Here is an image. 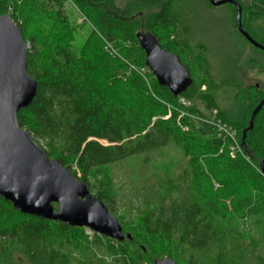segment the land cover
Instances as JSON below:
<instances>
[{
    "label": "trees",
    "instance_id": "obj_1",
    "mask_svg": "<svg viewBox=\"0 0 264 264\" xmlns=\"http://www.w3.org/2000/svg\"><path fill=\"white\" fill-rule=\"evenodd\" d=\"M154 1L0 0L30 45L28 72L38 81L20 126L112 213L119 165L135 163L122 174L133 197L117 216L129 238L25 214L0 195V264H154L166 255L178 264H264V106L243 139L264 93L213 75L207 46L192 42L172 0L136 30L129 7ZM68 8L91 28L82 50L72 46ZM249 12L264 17V0H250ZM145 32L189 69L193 82L178 96L147 66ZM223 90L248 114L223 106Z\"/></svg>",
    "mask_w": 264,
    "mask_h": 264
},
{
    "label": "water",
    "instance_id": "obj_2",
    "mask_svg": "<svg viewBox=\"0 0 264 264\" xmlns=\"http://www.w3.org/2000/svg\"><path fill=\"white\" fill-rule=\"evenodd\" d=\"M213 6L231 3L236 7V25L242 36L264 51V44L247 31L238 0H208ZM146 64L161 86L178 96L192 84L189 69L180 57L163 49L151 33H139ZM29 44L10 13L0 14V195L20 212L86 227L109 238L123 241L129 234L117 216L88 185L58 158H51L35 142L29 130L20 126L18 113L28 107L38 91V81L28 72ZM259 87V84L256 83ZM264 97L252 111L246 132L254 125ZM264 174V159L259 160ZM154 264H178L166 255Z\"/></svg>",
    "mask_w": 264,
    "mask_h": 264
},
{
    "label": "rangeland",
    "instance_id": "obj_3",
    "mask_svg": "<svg viewBox=\"0 0 264 264\" xmlns=\"http://www.w3.org/2000/svg\"><path fill=\"white\" fill-rule=\"evenodd\" d=\"M164 0L153 3H143L134 8L129 7V16H134V27L139 31H146V24L152 12L160 7ZM174 9L180 13L184 22L192 28V42H203L207 48V55L212 63V73L217 77L227 76L233 82L239 83L242 89L258 83L264 93V51L247 42L236 27V8L231 4L213 6L208 0H172ZM243 5V24L251 34L264 44V17L254 19L249 12L250 0H240ZM70 7V6H68ZM70 19L77 24V30L72 38V46L77 50L84 49L91 36L89 24H83V15L68 8ZM30 46V45H29ZM223 106L238 112L240 116L248 114V107L236 102L233 90H223L218 95ZM189 105V103H187ZM200 109L203 106L198 102ZM31 136L39 146L45 145ZM105 142V141H103ZM106 143V142H105ZM175 154L174 151L170 152ZM177 154V153H176ZM135 163H123L119 168L123 173L134 168ZM120 173L117 179L120 187L119 200L113 204V213L121 215L123 206L132 199V185L124 182L128 180ZM217 186V184H216Z\"/></svg>",
    "mask_w": 264,
    "mask_h": 264
},
{
    "label": "built area",
    "instance_id": "obj_4",
    "mask_svg": "<svg viewBox=\"0 0 264 264\" xmlns=\"http://www.w3.org/2000/svg\"><path fill=\"white\" fill-rule=\"evenodd\" d=\"M182 102H183V103H185V104H187V103H188V102H187V101H185L184 99H182ZM223 128H224V126H223ZM234 134H235V132H233V133H232V135H233V136H234ZM232 148H233V150H235V149H236V148H238V147H237V145H236V146H233ZM90 231H91V229H89V231H88V232H90Z\"/></svg>",
    "mask_w": 264,
    "mask_h": 264
}]
</instances>
